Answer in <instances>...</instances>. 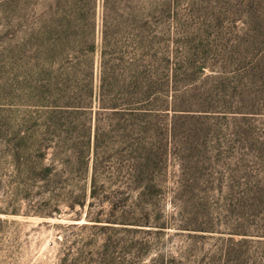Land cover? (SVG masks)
Here are the masks:
<instances>
[{
	"label": "rangeland",
	"instance_id": "rangeland-1",
	"mask_svg": "<svg viewBox=\"0 0 264 264\" xmlns=\"http://www.w3.org/2000/svg\"><path fill=\"white\" fill-rule=\"evenodd\" d=\"M160 1L155 21L179 64L160 129L141 140L159 154L134 180L138 139L105 119L91 198L92 170L49 190L14 165L18 127L43 113L27 89L52 0H0V264H264V0ZM79 187L86 206L71 207ZM57 205L61 216L41 215ZM98 211L133 222L89 221Z\"/></svg>",
	"mask_w": 264,
	"mask_h": 264
},
{
	"label": "trees",
	"instance_id": "trees-1",
	"mask_svg": "<svg viewBox=\"0 0 264 264\" xmlns=\"http://www.w3.org/2000/svg\"><path fill=\"white\" fill-rule=\"evenodd\" d=\"M160 11V0H52L44 9L35 37V72L27 89L43 113L24 121L26 128L21 132L19 126L14 139L19 140L14 165L26 183L41 182L56 190L66 182L73 188L74 175L88 176L92 170L90 196L100 198L105 119L112 125L111 134L138 139L139 158L129 168L132 178L141 175L143 167L146 171L151 157L159 153L141 140L160 129L152 123L160 120L159 111L169 110L179 64L177 48H171L155 21ZM69 200L71 207L86 206V188L72 189ZM52 213L41 215L61 216L62 210L57 205V213ZM87 218L94 223L133 222L104 218L101 211L96 216L88 212Z\"/></svg>",
	"mask_w": 264,
	"mask_h": 264
}]
</instances>
